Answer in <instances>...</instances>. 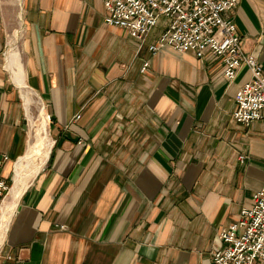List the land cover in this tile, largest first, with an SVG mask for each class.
<instances>
[{
    "label": "crops",
    "instance_id": "1",
    "mask_svg": "<svg viewBox=\"0 0 264 264\" xmlns=\"http://www.w3.org/2000/svg\"><path fill=\"white\" fill-rule=\"evenodd\" d=\"M10 4L0 0V173L11 185L29 137L7 70ZM20 12L24 82L50 117V144L0 264H214L218 231L264 179V118L231 117L247 66L227 81L211 53H151L161 23L139 46L104 22L101 0H22ZM223 16L264 70V0Z\"/></svg>",
    "mask_w": 264,
    "mask_h": 264
},
{
    "label": "built area",
    "instance_id": "2",
    "mask_svg": "<svg viewBox=\"0 0 264 264\" xmlns=\"http://www.w3.org/2000/svg\"><path fill=\"white\" fill-rule=\"evenodd\" d=\"M238 1L101 0L104 22L124 28L139 46L161 23L157 37L148 44L151 53L165 45L198 56L211 53L220 58L227 81H232L240 67L246 65L250 75L234 92L231 117L247 126L264 118V70L253 55L243 51L233 21L223 16ZM146 65L147 61H143L142 67ZM79 117L76 113L74 119ZM8 160V155L0 151V170ZM9 186L0 173V205ZM211 259L214 264H264V179L252 193L250 203L239 208L236 219L218 231Z\"/></svg>",
    "mask_w": 264,
    "mask_h": 264
},
{
    "label": "bare ground",
    "instance_id": "3",
    "mask_svg": "<svg viewBox=\"0 0 264 264\" xmlns=\"http://www.w3.org/2000/svg\"><path fill=\"white\" fill-rule=\"evenodd\" d=\"M21 18L18 16V18ZM22 22L19 21V27L14 29L9 35L8 40V49L6 52V62L7 70L11 75L12 82L15 83L23 99V106L26 113V119L29 120V124L32 126L35 124V130L28 135V147L23 155L14 163V172L12 176V184L9 186V190L6 194V201L4 204L1 203L0 207V245L2 243L4 234L6 232L7 224L9 219L15 209L17 199L23 188L25 187L29 178L37 171L39 165L45 160L47 156V146L49 145V138L46 130V115L44 112V106L40 103L38 117L39 122L34 123L29 114V97L30 95L35 94L25 84L24 72L19 68V62L17 61V50L15 48L16 42L19 38V32L21 30ZM13 65H16L17 69L15 70ZM37 96V95H36ZM38 161L36 166L32 171H29L30 166L34 162Z\"/></svg>",
    "mask_w": 264,
    "mask_h": 264
},
{
    "label": "rangeland",
    "instance_id": "4",
    "mask_svg": "<svg viewBox=\"0 0 264 264\" xmlns=\"http://www.w3.org/2000/svg\"><path fill=\"white\" fill-rule=\"evenodd\" d=\"M21 2H22V0H10L11 4H10V7H9V14H8V26H9L8 27L9 28L8 29V34L10 33V35H11V32L14 29H17L19 27V21H22L20 17L18 18V16H20V14H21V12H20ZM21 33H22V31L20 30L19 37L21 36ZM21 44H22L21 38H18V40L16 42V45H15V48L17 50V61L19 62V65H20L19 68H20V70L23 71V69H22L23 68V64H22V60H21V51H22V45ZM13 67H14L15 70L17 69L16 65H13ZM10 77H11V75H10ZM19 93H20V97L22 99L21 92L19 91ZM29 98H30L29 99V114H30V118H31V120L34 123L39 122L40 119L38 117V114H39V107H40V103L39 102H40V100L34 94L30 95ZM22 102H23V99H22ZM44 112H45V110H44ZM24 114H25L24 117H25V120H26L25 110H24ZM45 115H46V113H45ZM47 122H48V120H47V117H46V124H47ZM26 130H27V133L29 135L31 133V131L33 132L35 130V124L31 126L29 124V120H26ZM47 135H48V138H49L48 130H47ZM49 144H50V138H49ZM48 148H49V145L47 146V151H48ZM37 163H38V161H35L34 165L32 164L30 166L29 171H32ZM41 164L39 165V167L41 166ZM13 171H14V164H13ZM8 183L10 184V182H8ZM6 197L7 196H5L2 204H4V202L6 201V199H7Z\"/></svg>",
    "mask_w": 264,
    "mask_h": 264
}]
</instances>
